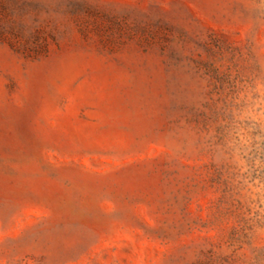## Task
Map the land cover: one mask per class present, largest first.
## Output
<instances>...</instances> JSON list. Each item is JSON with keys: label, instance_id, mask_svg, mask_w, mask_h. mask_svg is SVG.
Wrapping results in <instances>:
<instances>
[{"label": "rangeland", "instance_id": "374dc122", "mask_svg": "<svg viewBox=\"0 0 264 264\" xmlns=\"http://www.w3.org/2000/svg\"><path fill=\"white\" fill-rule=\"evenodd\" d=\"M0 264H264V0H0Z\"/></svg>", "mask_w": 264, "mask_h": 264}]
</instances>
